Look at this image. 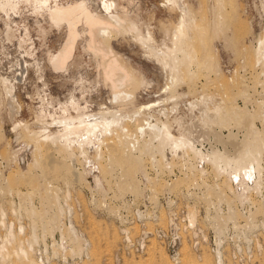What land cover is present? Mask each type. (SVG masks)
I'll list each match as a JSON object with an SVG mask.
<instances>
[{
    "label": "bare ground",
    "instance_id": "obj_1",
    "mask_svg": "<svg viewBox=\"0 0 264 264\" xmlns=\"http://www.w3.org/2000/svg\"><path fill=\"white\" fill-rule=\"evenodd\" d=\"M62 1L0 0V25L5 26L4 30L0 27V40H17L18 47L23 48L21 51L18 49L20 52L17 50L19 54L14 62L16 68L10 72L4 70V67L0 68V110L5 109L15 135L12 145L7 143L6 147H2L0 159L6 161L9 172L18 168V172L15 171L17 175L10 173L9 177L15 176V180L19 177L25 181L27 177L33 178L34 171L40 167L45 170L48 168L56 174L64 171L72 173L75 161L80 160L89 162L87 171L92 174L96 188L104 190L105 182L111 184L113 181L109 175L113 176V162H119L122 165V174L120 173V178L115 176L114 185L116 184L119 191L123 187L120 183L122 180L127 191L137 193L139 189L135 184L136 174L142 164L148 161L146 158H149L151 165L159 173L164 170V165H177L187 170V177L193 175L205 178L213 174L214 182L220 179L211 186L213 195L217 198L209 199L208 205L215 209L211 216L215 221H223L228 213L238 215L235 211L238 210L235 207L238 203H255L259 204L260 209H264V110H260V106H264V94H261V99L255 100L256 103L253 100L252 103L248 88H244L239 92L244 99V107L235 102V98L240 97L237 95L232 102L225 96L226 99L204 94L190 102V119L179 115L180 96H175L177 100L171 109L174 113L172 123L170 113L164 106L157 111H152L155 105L142 106L129 113L123 109V105L128 102L133 104L137 100L140 88L145 82H140L138 72L126 65L121 55L111 46L112 40L122 35L123 31L130 33L149 57L156 59L157 63L169 71V91L177 90L183 84L192 89L201 78L210 79L216 70V59L208 40L223 34L228 17L232 14L229 8L232 5L231 0H207L208 6L202 7L201 15L192 9L188 0H166L171 10L179 13V19L173 28H162L164 38L161 46L156 45L150 32L142 33L137 23L130 20L132 22L128 24L127 9L122 8L119 13L120 5L114 0H103V11L100 13L92 9L86 1L65 4ZM26 9L37 17V24H41V16L48 24L50 32H61L65 37L64 44L58 50L50 51L47 47L44 61H40L33 52L29 28L15 19ZM48 30L44 29L41 34L45 39ZM82 43L85 44L83 51L96 59L98 77L111 90L112 103L116 110L107 109L95 113L89 109V105L83 107L81 99L89 104L83 77L79 81L73 79V83L79 85L78 89L72 90L64 99L54 97L43 89L48 86L45 82V69L48 68L53 75L60 76L66 75L70 69L77 71L83 66L82 54L77 52L79 44ZM29 56L32 60L28 59ZM256 58L253 65L261 72L258 73L256 82L253 79L252 84L254 88L255 83L261 85L264 93V32L257 46ZM30 71L37 78L34 83L37 97L32 94L28 97L32 100L37 98L39 106L34 111V120L25 122L19 119L23 107L18 92L20 85L28 79ZM68 82L69 80L66 83ZM40 83L43 88L39 86ZM77 90L80 91L81 98L76 95ZM153 112L160 117L155 123L151 121ZM257 121L262 123V128L258 127ZM130 124H136V128H131ZM30 156L32 163L23 167ZM74 171V176L79 179V172L75 169ZM140 174L147 177L150 182L148 184L162 179L160 174L151 176L147 167L142 168ZM29 178L28 182L31 181ZM221 180L223 181L220 183ZM13 185L5 189L10 195L26 196L15 189L17 185L15 188ZM0 190L3 192L4 188L0 186ZM227 191L231 197H227ZM202 195L207 197L205 192ZM255 195L261 196L260 201ZM27 198L33 207L30 208L31 212L25 211L30 217L29 226H25L19 218L21 211L13 209L10 214L5 207H0V264H46L43 259L35 256V243L39 241L38 227L51 230L56 220H60V216L56 213L50 214L53 210L49 211L50 207H56L50 197H44L43 205L46 210L39 211L33 205L31 194ZM59 211L63 215L64 211ZM253 217L251 214L250 219ZM197 220V206H190L189 224L193 226ZM59 224L61 242L64 243L66 239L71 251L81 255L88 242H82L83 238L78 235L73 224L66 227H63L62 221ZM27 227L31 230L28 237H24ZM160 239L164 241L163 237ZM206 244L202 243V246L207 247ZM148 247L145 244L142 250L146 252ZM169 255L171 258V254ZM213 255L215 258L219 257L217 253Z\"/></svg>",
    "mask_w": 264,
    "mask_h": 264
},
{
    "label": "rangeland",
    "instance_id": "obj_2",
    "mask_svg": "<svg viewBox=\"0 0 264 264\" xmlns=\"http://www.w3.org/2000/svg\"><path fill=\"white\" fill-rule=\"evenodd\" d=\"M84 1L97 12L103 11V0H63L62 4ZM114 1L120 5L119 13L122 8L127 9V14H125L128 24L133 21L137 23L142 33L150 32L157 46H161L160 44L164 38L163 29H171L178 24L179 13L171 10L166 0ZM188 1L198 15H201L203 6H208L207 0ZM230 2H232L229 7L232 14L228 17L227 27L223 34L208 40L216 59V70L210 76V79L201 78L200 83L198 82L193 87L195 90L183 84L179 85L176 88L177 90L169 91L168 86L171 80L169 71L157 63L156 59L149 57L148 53L145 50L143 51L141 45L130 33L123 31L122 35L112 40L111 46L114 51L119 56L121 55L120 57L126 65L138 72L140 82H145L147 86H141L139 97L133 104L128 102L129 104L123 105L125 111L132 113L136 108L148 105H155L152 111H157L164 106L168 109L167 112L170 113L169 117L172 123L174 113L171 109L178 96H180L178 113L187 119H190V102L197 100L204 94H211L217 96V98L225 96L227 100L229 99L232 102L236 100L237 105L244 107V99L239 92L244 88H248L251 101L253 100L256 103L257 100L261 99L264 94L262 87L255 83L254 88L253 79L255 78L256 82L258 73L261 72L254 65L257 59V46L264 32V7H262L264 0H231ZM30 13L26 9L22 15L15 17V19L29 28L30 43L34 48L33 52L40 61H44L47 50H58L64 44L65 37L61 32H50L48 24L44 22L41 16H39L41 24H37V17ZM0 27L3 30L5 29L4 24H1ZM146 27L148 28L147 31ZM44 29L48 30L47 39L41 35ZM6 41L0 40V68L4 67V70L10 72L16 68L14 65L16 56L23 48L18 47L17 40L10 41L11 43L8 40ZM84 45V43L79 44L77 49V52L82 54L83 66L77 71L70 69L66 75L60 76L53 75L47 68L45 69V82L48 86L43 88L41 83L39 86L44 90L46 89L47 93L50 92L52 96L64 99L72 90L78 89L79 85L76 86L73 79L79 81V78L83 77L87 90L86 99L89 104L81 99L82 106L89 105V109L95 113L107 109L116 110L117 108L112 103L111 90L98 77L96 59L91 54L83 51ZM31 58L29 56L28 59L32 60ZM36 80L35 74L30 71L28 79L20 85L18 92L23 107L22 116L19 119L25 122L34 120V111L39 106L37 98L32 100L28 97L30 94L37 97L34 84ZM66 80H69V82L66 83ZM189 91L191 93H188ZM76 95L80 98L82 96L79 90H77ZM233 97L237 98L234 100ZM253 101L252 103H254ZM249 104L251 103L249 102ZM129 105L130 107H128ZM251 105H249L250 108ZM260 110H264L263 105L260 106ZM154 113L151 120L153 123L160 118L158 114ZM163 120L165 119L163 118ZM257 124L258 127L262 128L260 121H257ZM0 125L2 126L0 130L1 151L7 143L12 145L15 138L12 124L5 114V109L0 110ZM130 125L131 128H136V124ZM225 133H228V131L225 130ZM31 159V156L28 157L25 162L26 166L23 167H27L29 163H32ZM146 159L149 162L145 161L142 164L143 167L141 166L136 174L135 184L139 189L137 193L127 191L124 188L126 184L122 180L120 183L123 187L119 191L116 184L114 185L115 179L120 178V173L122 174V165L119 162H113L115 166L112 172L113 176L109 174L111 180H113L111 184L105 182L104 190H100L96 188L92 174L87 171L90 165L87 161H75V168L71 166L72 173L64 171L56 174L48 168L45 170L40 167L34 171L33 178L27 177L25 182L24 179L21 180L19 177H16V180L15 176L10 178V173L17 175L15 171L18 168H13V171L9 172L6 161L0 159V186L4 188L3 192L0 190L2 194H0V205H2L0 207H5L10 214L13 209L21 211L22 215L19 218L25 226H29L30 217L25 211L29 210L31 212L33 207L27 195L31 194L34 202L32 203L38 211L46 210L45 205H43L44 199L46 196L50 197L51 202L56 205L54 208L50 207L49 211L53 209L50 214L54 215L56 213L60 216V220H56V224L52 228L53 231L50 228L43 230L39 226V230L37 229L39 241L35 243V256L43 259L46 264H162V262L166 264H219V259L214 257V253L221 254L224 257V264H264V209H260L259 204L254 203L255 206L252 203L242 205L238 203L237 206L235 205L239 210H235L238 215L228 213L226 216H229V218L225 217L223 221H215L211 218L214 211L209 213V216V214H205L203 208L209 205V199L217 198L216 195H213L211 186L220 179H216V182H214L215 178L210 173L205 178L201 176L194 177L193 175L187 177L185 175L187 170L177 165L175 167L164 165L163 173H159L155 170L156 168H153L149 158ZM146 167L151 176L160 174L162 179L154 181L153 184H148L147 177L140 174L141 169ZM74 169L79 172L78 178L80 180L74 176ZM209 170L211 171V169ZM28 178L31 181L28 182ZM20 181L22 183H19ZM8 185H13L14 188L17 185L15 189L26 196L10 195L5 190L8 189ZM209 185L210 188H207ZM149 189H152L154 194L152 201H148L144 196ZM203 192L207 194V197L202 195ZM226 194L228 195L229 191ZM227 197H231V195L229 194ZM255 197L260 201V195H255ZM55 199H58V201ZM195 205L197 210L199 207L203 210L195 225L191 226L187 223L188 213H181L180 209L181 207L189 209L190 206ZM59 210H63L65 213L63 212V215H60ZM251 214L254 217L250 219ZM61 221L64 223L63 227L73 224L78 235L83 238L82 242H88L87 245H84L85 250L82 251L81 255L71 251L72 248L67 245L66 239L64 243L61 242L62 236L59 229ZM30 230L27 227L24 237H28ZM160 237L164 238L163 242ZM204 238L209 240L211 247L208 244H206L207 247L193 245L192 239ZM82 242H80V245H82ZM171 243L174 248L172 250L180 253V261H175L173 258L174 253L172 255L170 252ZM145 244L149 246L147 251H139V247H143ZM132 254L134 255L132 256ZM169 254H171V258Z\"/></svg>",
    "mask_w": 264,
    "mask_h": 264
},
{
    "label": "built area",
    "instance_id": "obj_3",
    "mask_svg": "<svg viewBox=\"0 0 264 264\" xmlns=\"http://www.w3.org/2000/svg\"><path fill=\"white\" fill-rule=\"evenodd\" d=\"M144 196H146V199L148 200V201H152V198H153V196H154V194H153V191L151 190V189H149V191H147L146 192V194L144 195ZM204 209V212H205V214H209V213H212L213 211H215V209L214 208H209L208 206H206V207H204L203 208ZM203 209H201V207H199L198 208V217H199V215H200V213H201V211L203 210ZM180 212L181 213H189V209L187 208V207H181V209H180ZM199 223L201 222V221H198ZM187 223L189 224V222L187 221ZM199 223H198V225H199ZM190 225V224H189ZM194 226V225H193ZM236 227V226H235ZM181 230H182V228H180ZM173 242V241H172ZM192 243H193V245L194 244H196V246L197 247H202V243L203 244H205V243H207V244H209V240L208 239H206V238H204V239H192ZM169 246V245H168ZM170 247H171V250L172 249H174L173 247H172V243L170 244ZM140 250H142V246H140L139 247V251ZM169 250H170V248H169ZM170 250V252H171V254L173 255V253H174V255H173V258L175 259V261H180V259H181V257H180V253H176L174 250H172L171 251ZM213 250V249H212ZM142 252V251H141ZM218 259H219V264H224L225 262H224V257L220 254L219 255V257H218Z\"/></svg>",
    "mask_w": 264,
    "mask_h": 264
}]
</instances>
